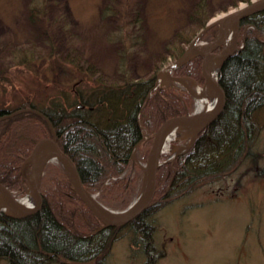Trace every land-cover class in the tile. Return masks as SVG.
Masks as SVG:
<instances>
[{
  "label": "trees",
  "instance_id": "16d2710c",
  "mask_svg": "<svg viewBox=\"0 0 264 264\" xmlns=\"http://www.w3.org/2000/svg\"><path fill=\"white\" fill-rule=\"evenodd\" d=\"M34 1L28 5V16L35 23L46 22V3L39 5L40 2ZM208 3V0H197L185 22L175 29L174 49L170 54L174 59L183 54L184 44H190L206 28L212 17ZM232 4L236 6L238 2ZM117 6L109 4L106 11L120 13ZM249 25L253 27L246 28ZM124 26L118 24L112 32L115 39L109 37L116 42V54L122 57L110 75L101 72L96 65L78 61L74 58L78 50H72L70 46L67 67L80 76L76 82L78 85L74 86L52 80L54 78H49L51 76L45 75L40 68L30 66L32 61L43 58L40 50L30 53L24 46L14 48L15 43L4 44L3 49L12 56L9 64L16 62L17 68L15 71L13 66L0 68V88L8 91L9 85L15 87V98L21 102L9 107L30 106L45 113L46 117L27 111L0 120L2 183L11 189L18 184H27L30 150L41 137L47 136L46 133L52 135L51 122L61 148L77 165L87 190L96 192L101 188L104 189L103 195L105 192L112 197V194L124 196L128 188L126 179L116 174L131 163L134 147L147 144L150 139L149 136L144 138L147 131L155 134L163 121L185 114L191 104L189 94L173 90L169 85L154 89L162 63L152 62V72L132 74L129 60L132 54L127 50ZM240 27L244 47L225 58L219 69L218 80L227 95L224 110L198 133L186 153L177 156L175 169L168 162L160 166L155 202L147 210L123 226L105 227L93 234V221L99 219L75 192L72 181L59 175L58 179L52 180L55 188H49L47 170L41 187L44 196L41 210L22 218L0 211V260L9 264H50L55 261L62 264H106L104 256L108 254L109 242L117 231L126 228L131 233L130 242L142 247L146 264H154L159 258L153 241L156 231L154 214L158 208L168 199H177L207 181L228 178L245 161L257 158L258 117L264 110V10L245 17ZM140 40L138 38L137 42ZM35 54L41 56L34 57ZM163 57L162 62L166 63L167 57ZM29 70L36 75L32 80L29 79ZM174 72L204 83L200 57L189 60ZM44 76L46 80H43ZM31 83L36 87L30 89ZM78 103L85 107L77 108ZM8 109L0 107V116L15 111ZM23 121L32 124L34 135L24 130ZM23 145H27L26 149ZM113 176H116L114 182L107 184ZM78 211L85 214L80 222L75 223L73 214ZM80 224L88 227L86 233L82 232Z\"/></svg>",
  "mask_w": 264,
  "mask_h": 264
},
{
  "label": "rangeland",
  "instance_id": "374dc122",
  "mask_svg": "<svg viewBox=\"0 0 264 264\" xmlns=\"http://www.w3.org/2000/svg\"><path fill=\"white\" fill-rule=\"evenodd\" d=\"M196 1L35 0L34 2H40L39 5L45 2L48 7V11L44 12L48 20L35 23L28 16V5L33 3V0H0V68L7 65L13 66V71L17 68L16 62L9 64L12 56L8 50L3 49L4 44L11 42L12 45L15 43L14 48L24 46L30 53H38L40 50L43 58L32 61L33 65L30 66L40 68L45 75L51 76L49 78H54L52 80L65 82L70 86H74L80 80L77 72L67 67L69 65L66 61L69 55L67 51L70 46L72 50H78L74 56L78 61L86 65L88 63L96 65L101 72L106 71L105 73L110 75L122 58L116 54V46L111 40L115 39L112 32L118 24L125 25L127 50L132 54L129 58L132 74L152 72L151 63L154 61L162 63L164 68L176 60L170 55L174 49L172 43L176 38L175 29L185 22ZM208 2L209 12L212 14L208 23L217 21L223 15L248 3L241 0ZM233 2H238V5L232 6ZM109 4L114 7L118 5L120 13L107 12L106 6ZM133 20L136 22L132 23ZM217 27L207 34L208 38L204 36L208 39L207 42L211 43L214 40ZM138 38L141 39L140 42H137ZM201 41L203 40L195 42L194 50L203 46ZM183 47L185 50L190 44H184ZM36 55L34 57L41 56ZM163 56L167 57L166 63L162 62ZM27 72L30 74L29 79L36 77L33 70ZM43 80H46L45 76ZM177 84L183 91L185 88L191 91L193 87L190 82L188 85L182 82ZM29 87L33 89L36 86L31 83ZM172 88L174 90L176 87ZM7 90L0 88V107L9 109L17 107L8 106L21 103L15 98V87L9 85ZM180 90L178 91L181 92ZM178 94L180 96V93ZM198 99L199 96L193 92L188 111L195 110V101ZM258 120L260 130L255 142L257 158L254 161L247 160L228 178L210 183L207 181L177 199H168L158 208L154 214L156 231L153 241L156 243L159 258L154 264H264V110L261 111ZM22 127L28 134L34 135L31 123L27 125L26 121H23ZM146 135L150 137L148 143L134 152L131 163L123 172L116 174L126 179L128 188L124 196L112 194V197L105 192L103 195L104 189L101 188L92 192L101 205L110 210L123 212L131 207L143 192L148 180V157L154 131L153 133L147 131ZM191 138L190 131H176L168 149L161 152L162 164L167 160L175 169L174 162L177 156L189 150ZM26 146L23 145V148L26 149ZM174 155L176 157L173 159ZM47 170L49 188H55L52 180L58 179L59 175L72 181L63 164L56 158H52L44 166L42 181ZM27 175L29 177V170ZM116 176L111 177L109 183H106L112 184ZM29 186L28 180L25 185L12 186V190L20 199L31 188ZM6 201V196L0 192V205ZM84 214L83 211L74 213L75 223L80 222ZM101 225L100 221H93V234L99 231L98 227ZM80 227L83 233L88 231V227L82 224ZM130 241L129 229L117 231V235L109 242L104 262L146 264L147 257L142 252V247ZM0 264L9 263L3 259L0 260ZM50 264L62 263L55 261Z\"/></svg>",
  "mask_w": 264,
  "mask_h": 264
},
{
  "label": "water",
  "instance_id": "95a60500",
  "mask_svg": "<svg viewBox=\"0 0 264 264\" xmlns=\"http://www.w3.org/2000/svg\"><path fill=\"white\" fill-rule=\"evenodd\" d=\"M264 10V0H253L249 3H247L245 6L238 8L237 10L229 13L226 18H223L215 21L213 23H210L209 26L218 24L220 27L219 33L217 37H215V42L212 43L209 47L202 49V50H192L187 49L184 54L175 62L167 67H165L160 73L159 76L162 77L163 83L168 82L170 79H174L172 75H170V72H173L174 69L182 66L185 64L188 60L201 55L202 56V71L205 77V81L208 84L214 85L217 91L219 92L220 102L218 105V108L209 116H204L202 114L198 113H185L182 115H177L170 117L163 122L159 128L157 129L155 136L153 138V143L149 152L148 157V180H147V190L145 195L142 197V199L137 202L133 207H129L126 211V214L121 218H113L111 215L107 214L106 211L102 209L100 205L96 202V199L93 194H91L85 187L80 171L78 167L76 166L75 162L72 161V158L65 152L62 151L58 138L57 133L55 132L53 126H52V136L44 137L38 141L29 157L30 163H31V171H30V185L33 190V194H35L36 197V205L32 209H25L21 206L19 203V200L17 196L14 194V192L8 188L6 185H4L2 182H0V192H2L9 202L1 203L0 208H3L6 210L8 214L11 216L22 218L29 215H33L34 213L41 210L44 203V197L41 190V175L42 170L38 172L39 168V148L43 143H50L51 144V152L53 154V157L57 158L63 166L66 168V170L69 172L73 184L75 186V189L80 196V198L85 202V204L89 207V209L92 211V213L103 223L102 228L109 227V226H123L130 222V220H133L137 216H139L143 211L147 210L153 203L156 191H157V182H158V170L161 165L160 162V142L162 139V136L164 132L175 124L180 123H188V122H195L198 124V128H196L193 132V138L190 145L193 144L197 133L201 132L205 127H207L210 123H212L224 110L226 105V91L223 85L219 80H217V77H214L211 72L208 70V60L211 56H216L217 59L221 60L222 62L225 60V58H228L233 53H235L239 48V36H240V25L241 20L247 17L248 15L254 14L259 11ZM230 20L233 22V30H234V47L229 52H217L216 48H218L222 42V37L224 34V23L225 20ZM208 26V27H209ZM27 110V109H23ZM13 114H5L0 117L2 119L3 117L10 116ZM43 169V168H42Z\"/></svg>",
  "mask_w": 264,
  "mask_h": 264
},
{
  "label": "bare ground",
  "instance_id": "6f19581e",
  "mask_svg": "<svg viewBox=\"0 0 264 264\" xmlns=\"http://www.w3.org/2000/svg\"><path fill=\"white\" fill-rule=\"evenodd\" d=\"M226 15L227 14L223 15L222 17L225 18L224 16H226ZM223 28H224V34H223V37H222V43L225 45L224 48H225V51L227 52V51L231 50V48L234 45V41H233V25L231 24L230 20H228V19L225 20ZM208 60H209L208 67H209L210 71L213 72V73L214 72L216 73L217 69H219L220 61L218 59H216V57H212L211 59H208ZM211 89H214V88H211ZM211 89L206 90L205 92H201V93L198 94L199 99H198V101H196L197 102L196 111H195L196 113L202 114L204 116H209L213 112H215V110L217 109V106L219 104V101H218L219 100V96L217 95L218 94L217 91H213ZM28 107L24 106V107H21V109H28ZM27 111L35 112V113L40 114L42 117H46L45 113H43L40 110H15L13 112H7L5 114H10V113L13 114V115H10V116H6V118H8V117L16 116L19 113H23V112H27ZM51 125L53 126L52 123H51ZM53 128H54V126H53ZM196 128H198V124L195 123V122H188L186 124L185 123H180V124L172 125L171 127H169L164 132V134L162 136V139H161V142H160V147H159L160 152H163V151L168 149L169 142L176 135V131L177 132L190 131L191 133H193ZM54 130H55V128H54ZM55 132H56V130H55ZM57 138H58V136H57ZM38 155H39L38 172H40L42 170V168H44V166L52 158L54 159L53 154L51 152V144L48 143V142L43 143L40 146V148H39ZM147 172H148V170H147ZM146 190H147V183H146V186H145L143 192L141 193L139 198L137 200H135L134 204L131 207H133L137 202H139L142 199V197L146 193ZM33 193L34 192L31 191V188H29L27 190V193L24 195V197L23 198L21 197L20 199H18L19 203L21 204V206L23 208L30 209L32 207L33 208L35 207V205H36V197L34 196ZM7 202H9V201H7ZM96 202L98 203V205H100L102 207V209L104 211H106L107 214L111 215L113 218H121V217H123L126 214V212H117V211L108 209L107 207L101 205L97 201V199H96Z\"/></svg>",
  "mask_w": 264,
  "mask_h": 264
}]
</instances>
